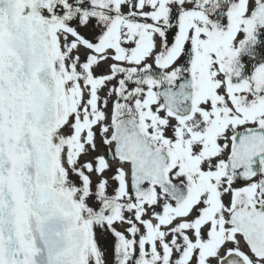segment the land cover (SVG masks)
I'll return each instance as SVG.
<instances>
[{
    "label": "snow or ice",
    "instance_id": "6c2138e0",
    "mask_svg": "<svg viewBox=\"0 0 264 264\" xmlns=\"http://www.w3.org/2000/svg\"><path fill=\"white\" fill-rule=\"evenodd\" d=\"M0 264H264V0H0Z\"/></svg>",
    "mask_w": 264,
    "mask_h": 264
}]
</instances>
